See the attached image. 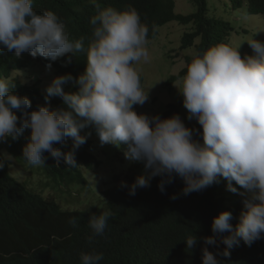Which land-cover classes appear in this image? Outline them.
Returning <instances> with one entry per match:
<instances>
[{"label":"clouds","instance_id":"9594fccd","mask_svg":"<svg viewBox=\"0 0 264 264\" xmlns=\"http://www.w3.org/2000/svg\"><path fill=\"white\" fill-rule=\"evenodd\" d=\"M34 2L0 0V174L6 173L5 179L13 181L12 185L3 181L0 186L3 233L7 236L16 232L22 221L44 237L41 211L19 200L10 190V186H20L56 201L69 223L75 224L70 218L83 219L91 231V244L95 237L105 234L116 215L115 209H119L115 221L124 212L125 205L115 209L111 206L106 192L119 182L128 187L130 168L140 162L143 169L129 187L133 196L138 188L150 187L157 176L161 178L158 187L162 193L177 176L184 180V195L203 191L219 183L220 178L227 181V189L233 193L238 192L235 185L243 189L239 194L244 208L238 225L233 227L229 210L213 218V235L203 238L202 264H222L218 256H229L241 240L251 246L264 238V42L247 40L253 50L251 55H241V44L223 42L195 53L184 77H173L174 81L183 78L179 88L183 105L179 102V109L166 118L159 114L149 116L134 107L149 99V90L145 92L138 69L141 61L149 60L145 46L149 28L134 7L118 10L97 4V12L90 18L92 35L85 48V37L71 39L58 13H37ZM26 52L32 57L27 66L6 68L2 54L24 58L22 54ZM80 52L86 53L87 66L75 79L78 91H65L74 86L72 74H78V68H70L74 62L66 54ZM192 54L187 51L185 59ZM39 56L50 61L58 59L68 74L55 72L54 66L47 62L45 65ZM35 63L41 65L39 71L44 73L40 78L24 82L13 76V72ZM16 82L31 92L27 91L37 101V109L29 111L31 99L14 91ZM57 96L62 98L64 107L50 104ZM181 106L187 110L188 123L195 119L193 125H186L179 115ZM197 122L202 132L191 128ZM89 126L95 132L82 131ZM29 128L30 135L25 132ZM194 132L202 141L194 138ZM96 136L101 145L117 146L130 165L125 174H115L104 184L93 185L85 168L100 178L104 164L91 138ZM64 143L66 152L58 146ZM45 152L55 159L57 167L77 165L85 183L58 187L44 171ZM82 155L85 160L80 159ZM16 164L18 169L13 173ZM36 172L47 177L43 186L32 179L31 174ZM47 189H52V195L45 196ZM61 195H70L73 205H88L67 208L59 201ZM55 237L62 239L58 234ZM197 240L196 235L187 237V249H193ZM219 244L226 247L221 251ZM209 245L216 251H211ZM3 250L0 257H9ZM102 259L99 252L80 253L81 264H99Z\"/></svg>","mask_w":264,"mask_h":264},{"label":"trees","instance_id":"16d2710c","mask_svg":"<svg viewBox=\"0 0 264 264\" xmlns=\"http://www.w3.org/2000/svg\"><path fill=\"white\" fill-rule=\"evenodd\" d=\"M178 1L35 0L33 7L37 13L45 10L58 13L64 20L71 39L85 37V48L92 35L90 18L97 12V4L100 8L111 6L118 10H125L129 6L134 7L140 14L141 21L149 28L147 40L154 39L159 33V27L172 21L183 25H194V28L185 32L182 38V49L192 47L193 54L186 56L187 67L179 74L180 77L186 74L195 53L203 52L216 43H230L229 38L233 37L235 32L242 34L243 30H237L239 26L244 27L242 14L248 17L246 20L258 17L264 23V0H190L196 5V11L191 14L177 11ZM237 15L241 17L239 25H237L239 21ZM257 28L259 27L256 26L255 29ZM258 35L264 38L261 33ZM22 55L25 57L2 54L6 68L27 66L32 57L27 52ZM39 57L45 62L38 60L45 65H47L46 62L51 63L55 72L61 75L68 74L66 67L62 66L58 59L50 61L49 58ZM66 57L74 62L70 68L74 71L78 68V74H72L74 86L71 90L65 91L75 92L79 88L75 79L85 71L87 56L85 52H80L67 53ZM139 74L143 86L144 79L140 72ZM14 84L15 92L31 99L29 111L37 109L38 103L29 94L31 92L26 87L22 88L18 82ZM35 91L38 92V90ZM49 102L54 108L65 106L62 98L58 96L53 97ZM179 102L183 105L182 95L179 97L178 104H169L171 110L163 112L160 115L161 118L169 117L178 110ZM134 107L138 111L137 105ZM191 128L202 132L198 122ZM85 130L95 132L92 126L82 129V131ZM25 132L30 135L31 129H25ZM194 138L202 141L196 132H194ZM65 145V143L58 144L63 152H66ZM44 156V171L54 179L58 187L67 183L78 185L85 183L77 165L57 167L55 159L49 153L45 152ZM80 159L85 160V155L80 156ZM142 169L143 164L135 162L126 180L128 187L122 186V182H119L106 192L111 206L115 209L125 205L124 212L121 219L115 221L119 213V209H115L116 215L108 223L105 234L95 237L91 244L88 241L91 231L86 229L83 219L70 218L75 220L73 225L69 223L67 215L63 214L56 201L33 194L20 186H10V190L19 200L41 211L43 223L41 228H43L44 237H41L38 229H33L22 221L19 224V230L6 236L1 227L0 203V250L4 249L7 254H10L9 257H0V264H81L80 253L92 251L103 254L99 264H202V250L205 247L203 238L213 235V218L220 212L229 210L233 214L231 220L233 227L238 225L244 208L243 197L239 194L243 189H240L239 185H235L233 181L238 188V192L233 193L227 189V181L220 178L219 183H213L203 191L184 195V180L177 176L173 183L166 185V191L162 193L158 187L161 178L157 176L152 179L150 187L138 188L134 196L130 195L129 187ZM6 176L4 172L0 174V186L3 181H8L12 185L13 181L5 179ZM173 196L176 198L173 199ZM57 234L62 239L56 238ZM193 235L198 238L197 244L193 249H187L184 240ZM208 247L211 251H216L214 246ZM225 247L219 244L221 251ZM35 248L38 249L34 251ZM218 259L222 261V264H264V238L255 241L251 246L241 240L230 250L229 256L221 255Z\"/></svg>","mask_w":264,"mask_h":264},{"label":"rangeland","instance_id":"374dc122","mask_svg":"<svg viewBox=\"0 0 264 264\" xmlns=\"http://www.w3.org/2000/svg\"><path fill=\"white\" fill-rule=\"evenodd\" d=\"M195 10L196 5L193 1H178V12L188 14ZM236 17H239V21H237V25H239L241 17L239 15ZM242 17V26L244 27L239 26L237 28V30H243L241 31L242 34L235 32L234 35L232 34L233 37L231 36L229 38V41L230 44H241L240 52L241 55L244 56L250 55L253 51L247 40L255 38L264 42L263 37L260 35L257 36L258 33L264 36V23L258 17H251L250 20H246L248 17L243 14ZM256 26L259 27L257 30L255 29ZM193 28L194 25H183L177 21H172L159 27V33L153 41L147 40L145 46L149 52V60L147 62L141 61L138 65V69L144 77L143 88L145 92L149 90V99L143 105H137L139 112L146 113L149 116L161 115L165 110L168 111V105L170 104L167 103L168 101H175V103H178L179 97L181 96L179 88L182 87L183 78L176 81L173 80L171 84L170 82H172L174 76L179 77L180 72L187 67L185 53L189 50L192 51V47L182 50V38L185 32ZM40 67V64L35 63L29 68L13 72V76L21 78L24 82H32V79L36 80L44 75V73L39 71ZM44 81L45 80H43V82ZM179 115L186 125L190 126L195 123V119H192L189 123L187 122L188 113L184 106L180 107ZM91 138L94 139V142L98 146L99 157L104 161L100 172V178L93 177L96 173L92 170L88 172V169L85 168V171L92 176L91 181L93 185L99 182L104 184L108 181V177L114 176L115 174H120L122 172L125 174L130 165V161L125 159L124 154L120 152L119 148L113 144L101 145L98 136ZM17 169L18 165L16 164L13 167V173H15ZM31 176L37 184L41 186L45 184L47 178L45 174L36 172L32 173ZM52 192V189H47L44 191V194L45 196H50ZM82 195H86V193L82 192ZM59 201L67 208H82L88 205L86 202H77L75 205L71 204L72 197L70 195H61ZM94 201H97V197L94 198Z\"/></svg>","mask_w":264,"mask_h":264}]
</instances>
